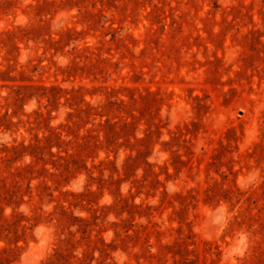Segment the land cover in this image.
I'll list each match as a JSON object with an SVG mask.
<instances>
[{"label":"rangeland","instance_id":"374dc122","mask_svg":"<svg viewBox=\"0 0 264 264\" xmlns=\"http://www.w3.org/2000/svg\"><path fill=\"white\" fill-rule=\"evenodd\" d=\"M0 264H264V0H0Z\"/></svg>","mask_w":264,"mask_h":264}]
</instances>
